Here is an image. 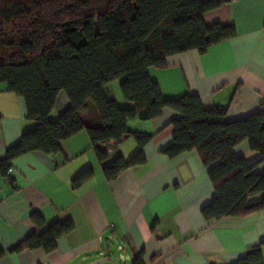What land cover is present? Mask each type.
<instances>
[{
    "label": "crops",
    "instance_id": "0c3cea01",
    "mask_svg": "<svg viewBox=\"0 0 264 264\" xmlns=\"http://www.w3.org/2000/svg\"><path fill=\"white\" fill-rule=\"evenodd\" d=\"M206 25L231 24L237 35L211 47L167 59L165 67L150 69L166 99L198 96L205 109H227L234 122L260 111L264 104V0H227L204 15ZM123 79L108 84L111 100L134 109L122 92ZM70 101L62 92L51 119L59 120ZM0 156L32 131L38 122L28 118L23 98L0 85ZM178 113L166 110L154 120L138 116L128 123L133 133L153 136L143 148L135 136L103 146L109 160L101 163L87 131L62 142L56 155L32 152L16 159L11 179L0 176V264H237L264 241V210L245 218L207 221L203 209L216 194L196 151L177 158L164 154L174 140L172 121ZM83 118L100 126L94 109ZM143 151L146 162L108 181L104 167L122 156L129 161ZM249 164L258 153L244 143L236 150ZM93 175L76 188L83 172ZM264 174V165L255 169ZM254 197L251 203L258 202ZM37 212L47 224L72 221L74 230L60 238L57 249L12 251L34 232ZM264 254V246H263Z\"/></svg>",
    "mask_w": 264,
    "mask_h": 264
},
{
    "label": "trees",
    "instance_id": "16d2710c",
    "mask_svg": "<svg viewBox=\"0 0 264 264\" xmlns=\"http://www.w3.org/2000/svg\"><path fill=\"white\" fill-rule=\"evenodd\" d=\"M227 0H0V85L25 100L28 118L37 128L22 135L0 156V176L11 179L13 162L32 152L56 155L62 142L87 131L98 160H109L103 146L120 144L135 136L143 148L153 136L133 133L128 123L160 118L166 110L178 113L172 121L175 136L164 150L170 158L196 151L215 190L213 202L202 211L207 221L245 218L264 210V104L244 119L228 122L227 109H205L198 96L166 99L150 69L165 67L167 59L211 47L237 35L231 24L206 25L204 15ZM123 79L121 92L135 105L125 109L111 100L105 87ZM69 108L59 120L51 119L59 95ZM94 109L100 126L88 124L83 115ZM2 116L0 115V120ZM248 143L259 162L249 164L236 150ZM146 162L141 150L127 161L116 157L104 167L108 181ZM87 170L76 177L82 186L92 177ZM254 197L260 200L251 203ZM34 232L12 253L57 249L60 238L74 230L72 221L47 224L34 212ZM264 241L237 264H264ZM6 256L0 248V261ZM134 264H144L139 256Z\"/></svg>",
    "mask_w": 264,
    "mask_h": 264
}]
</instances>
